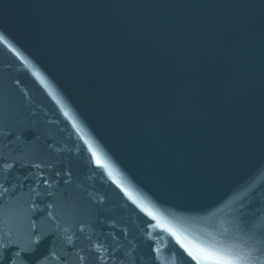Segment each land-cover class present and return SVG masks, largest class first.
I'll return each mask as SVG.
<instances>
[{
  "label": "water",
  "instance_id": "obj_1",
  "mask_svg": "<svg viewBox=\"0 0 264 264\" xmlns=\"http://www.w3.org/2000/svg\"><path fill=\"white\" fill-rule=\"evenodd\" d=\"M0 161V264H260L264 0H0Z\"/></svg>",
  "mask_w": 264,
  "mask_h": 264
},
{
  "label": "snow or ice",
  "instance_id": "obj_2",
  "mask_svg": "<svg viewBox=\"0 0 264 264\" xmlns=\"http://www.w3.org/2000/svg\"><path fill=\"white\" fill-rule=\"evenodd\" d=\"M41 83H44V81L41 80ZM65 115L67 116L68 113L65 112ZM93 156L96 158V163L98 166L108 168V165L102 162L101 157L95 151H93ZM38 166L39 165H37V167ZM9 167H11V165L0 161V172ZM57 175H59V173H57ZM109 175H111V172H109ZM49 187L51 186L49 185ZM7 191V188H5L3 185H0V197L5 195ZM128 195L131 198V193H128ZM52 207V204H48L46 206V214L48 217L55 219L53 213L50 211ZM144 210L148 213L149 216H152L153 219H156L151 211H149L147 208H145ZM37 211H39L37 202L32 201L31 206L26 209V212L31 214ZM30 228L33 233H39V229L36 227L35 220H31ZM168 231L172 232V229L169 228ZM172 234L176 235L175 232H172ZM177 239L179 240V237H177ZM189 255H191L193 259L197 261V264H254V261L250 256H241L239 253H236L228 248L201 247L198 248L195 253L190 251ZM80 259L83 261L84 257H80ZM260 264H264V261H261Z\"/></svg>",
  "mask_w": 264,
  "mask_h": 264
}]
</instances>
